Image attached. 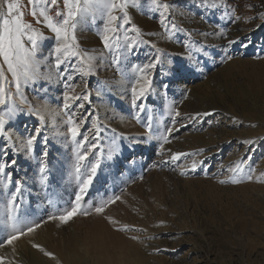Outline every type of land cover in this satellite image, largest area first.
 <instances>
[{
	"label": "rangeland",
	"instance_id": "374dc122",
	"mask_svg": "<svg viewBox=\"0 0 264 264\" xmlns=\"http://www.w3.org/2000/svg\"><path fill=\"white\" fill-rule=\"evenodd\" d=\"M22 2L26 4L27 0ZM169 2L181 11L190 9L195 13L194 18L188 19L175 12L173 15L178 26L191 31V51L206 47V54L195 53L188 59L185 44L190 41L184 33L177 30L170 39L164 38L158 5L151 0H136V6H130L128 13L131 22L140 26L141 33L128 35L144 41L137 47V54L128 55L118 67L106 66L83 78L74 74L71 83L79 85L74 94H82L86 84L91 95L90 103L70 101V111L75 113L74 118L93 113L91 119L101 126L98 154L114 149L112 160L102 158L97 175L81 201V212L103 200L115 196L120 199L109 205L103 215L78 214L66 224L49 217L69 209L78 191L74 173L76 145L60 135L66 132L62 94L67 89L49 56L55 40L46 27L34 24L49 37L38 50V58L42 61L40 72L50 74L51 79L42 78L25 86L24 94L33 106L46 101L49 109L59 112L56 116L59 134L42 128V135L48 137L49 151L45 184L39 183L35 161L25 159L23 154L15 157L17 166L6 170L12 173L6 188L4 176L0 175V192L2 188L7 201L15 182L24 181L17 201L19 207L13 209L5 203V220L9 224L0 229V240L25 225L38 223V229L50 228L39 238L46 240V252L53 253L52 258L58 257L57 250L62 248L67 256L73 253L70 261L79 254L81 264H264V19L259 16L264 13V0H226L227 4L238 6V15L255 17L236 24L219 19L218 11L212 12L205 22L201 15L206 10L198 7L200 0ZM247 5L252 7L249 9ZM25 19L34 22L31 15L26 14ZM102 26L103 22L97 20L77 30L81 48L102 50L99 35ZM217 26L227 28L226 37L204 39L199 35ZM120 31L124 33L123 28ZM234 33L237 35L232 36ZM237 38V43L226 47L228 39ZM149 42L160 50L161 63L149 73L153 88L145 101L146 112L136 113L130 107L128 95L134 73L132 65H143L156 55ZM226 55L232 59L226 60ZM73 66L79 71L81 62L75 60ZM166 72L170 74L165 76ZM162 83L169 84L167 92L161 89ZM118 85L123 89L113 96L109 89L113 91ZM42 88L47 90V96L37 94ZM98 92L105 104L94 96ZM81 102L86 106L78 110L76 105ZM174 109L179 110L180 117H174ZM207 109L209 115H201L199 121L188 118ZM147 116L153 117L152 139L144 135ZM49 118L45 115L46 121ZM173 118L176 130L161 149L160 137L167 135L165 129L171 126ZM17 123L11 127L21 135L23 124L30 129L38 125L31 116L28 120L21 117ZM89 126L90 121L82 132ZM129 126L132 127L127 131ZM109 128L114 131H108ZM195 136L198 139L193 141L191 138ZM110 137H114L115 144ZM134 141L138 143L130 149ZM36 146L38 156L41 145ZM208 150H217L213 159L206 156ZM180 152L192 155L179 161L170 160L172 154ZM235 160L247 168L232 171ZM193 161H202L195 171L190 170ZM223 162L227 165L222 166ZM219 168L221 172L217 174ZM249 175L251 179L247 178ZM14 211L20 216L19 223ZM108 217L119 223L112 224ZM125 225L129 230H117ZM6 247L13 248L5 244L0 249Z\"/></svg>",
	"mask_w": 264,
	"mask_h": 264
},
{
	"label": "snow or ice",
	"instance_id": "6c2138e0",
	"mask_svg": "<svg viewBox=\"0 0 264 264\" xmlns=\"http://www.w3.org/2000/svg\"><path fill=\"white\" fill-rule=\"evenodd\" d=\"M151 3L158 5L157 16L162 26L161 31L164 38L170 39L172 35H176L178 30L183 32L190 41L189 44H185V48L189 49L188 59H191L195 53L206 54V47H197L195 53L191 51L192 33L178 26L175 15H173V12H175L188 19L194 18L195 13L190 9L181 11L177 5L170 3L169 0H151ZM130 6H136V0H27L26 4L22 0H0V141H2L0 143V175L4 176L5 187H7L8 183H11L12 176V173L6 170L17 166L15 157L20 154H23L27 160L35 161L39 183L43 185L48 179V137L42 135L41 125L44 124L45 115L54 118L59 113L56 110L49 109L46 101L43 104L33 106L24 94L25 86L31 85L42 78L45 80L51 79L50 74H42L40 72L42 61L38 58V50L49 37L35 27L34 24H42L52 34L51 38L55 40V44L51 48L49 56L54 60L52 66L57 70L58 77L63 82L65 89H67L62 94V111L66 114V119L63 123L66 132L60 135L70 139L76 145L74 173L78 181V191L74 195L72 206L58 216H50L49 219L51 220L58 219L61 223L66 224L78 214L91 215L95 213L103 215L109 205L120 199L119 196H115L81 212V201L97 175L102 158L112 160L114 149L103 155L98 154L101 149V126L96 119H91L93 113L88 112L80 118H74L75 113L70 111L72 108L70 101L90 103L91 93L87 92V85L85 84L82 94L75 95V90L79 85L73 84L71 81L74 79V74L83 78L89 74H95L96 70H103L106 66L115 65L118 67L128 55L137 54V47L144 41L131 38L128 35L129 32L136 34V36L141 33V29L131 22V17L128 13ZM198 7L206 10L201 15V19L205 22H207L212 12L217 11L220 13L219 19H226L229 24L255 19V17L238 15V6L236 4H227L226 0H200ZM247 7L250 9L252 5H247ZM117 13H121V15ZM26 14L31 15L34 22L26 20ZM259 16L264 19V13H260ZM97 20L103 22L102 31L99 33L102 50L81 48L76 34L77 30H83ZM121 28L124 29L123 34L120 31ZM226 32L227 28L217 26L210 30H203L199 35L204 39L216 35L224 38L226 37ZM238 39H228L226 47L230 48L237 43ZM197 43H202V41ZM149 46L154 49L156 55L149 57L148 61L143 65H132L134 73L130 81L128 95L130 107L136 113L146 112L145 101L153 88L152 78L149 73L161 63L160 50L156 49L155 44L151 42H149ZM241 46L246 47L243 44ZM231 59V55H226V60ZM75 60L81 62L79 71L73 66ZM169 64L171 68L173 65H171V62ZM62 65L64 66L63 71H60ZM169 74L170 72L164 73L165 76ZM104 83L101 82V84ZM168 88V83L161 84V89L164 92H167ZM40 93L47 96L46 89H40L37 94L39 95ZM99 94L98 92L97 95ZM83 102L76 105L78 110L84 108ZM173 111L174 117H180L181 113L178 109ZM21 115L25 117L33 116L38 120V125L32 129L27 124H23V135L11 127ZM201 115L207 116L209 113H194L188 118L195 122ZM152 120V116H147L145 120L146 131L144 135L148 139L153 138ZM89 121L90 126L82 132V128ZM175 124L176 119L173 118L171 126L165 129L167 135L160 137L161 149H163L165 143L169 142L168 136L176 130ZM108 131L114 130L109 128ZM38 139L41 151L37 156L35 155V146ZM109 139L115 144L114 137ZM136 143L138 141H134L133 144L129 145V148H134ZM90 155L92 156L91 160H89ZM186 155L192 154L174 153L170 156V160L179 161ZM199 163H202V161H193L190 170L195 171ZM232 171H241L240 166L237 165ZM247 178L251 179L252 177L249 175ZM232 182L238 183L239 181L233 180ZM23 183L24 181H16L14 190L9 193L7 203L13 206V209L19 207L17 201ZM108 219L114 225L119 223L112 217H108ZM39 227L40 224L38 223L25 225L22 229L16 230L14 234L0 240V247L5 244L13 245L21 237L35 233ZM117 230H129V226L125 225L123 229ZM33 247L42 252L44 251L39 243H34ZM14 251L15 249L13 248ZM45 255L52 256L53 253L45 252ZM0 264H11V261L7 256H0Z\"/></svg>",
	"mask_w": 264,
	"mask_h": 264
},
{
	"label": "bare ground",
	"instance_id": "6f19581e",
	"mask_svg": "<svg viewBox=\"0 0 264 264\" xmlns=\"http://www.w3.org/2000/svg\"><path fill=\"white\" fill-rule=\"evenodd\" d=\"M135 18V17H134ZM140 27V26H139ZM237 34L236 33H234V34H232V36H236ZM234 38V37H233ZM121 89H123V86L122 85H118V87H117V89H115V90H113V91H111L110 89H109V92L113 95V96H116L115 95V92H117V93H119V92H121L120 90ZM123 92V91H122ZM49 95H51L50 93H48ZM94 96H96V99H98V101L100 102V103H102V104H105L104 103V100H102L103 99V96L102 95H94ZM117 97H119V96H117ZM122 98V100L123 99H125L126 97H121ZM121 98H120V100H121ZM119 102V101H118ZM38 103V102H37ZM86 106V105H85ZM84 106V107H85ZM95 105H94V102H93V107H94ZM49 107V106H48ZM94 109V108H93ZM102 109H106L105 107H103ZM101 109V110H102ZM53 110H56L55 108L53 109ZM89 111H91V108L90 109H88ZM57 111V110H56ZM208 112L209 113V111H208V109L207 110H204V113L205 112ZM59 113V112H58ZM102 113H104V111L102 110ZM210 113H211V111H210ZM57 116V115H56ZM56 116L53 118V117H51L50 116V118H49V120L48 121H44V124L43 125H41V127L43 128V129H49V130H51V132L53 131L54 133H56L57 135L59 134V128H58V126H57V124H58V122L56 121L57 119H56ZM21 117H24V118H27V120H28V118L30 117H25V116H20L18 119H17V121H16V123L17 122H20V119H21ZM32 118H34V119H36L37 120V118L36 117H33V116H31ZM47 117V116H46ZM199 120H200V118H199ZM198 120V121H199ZM38 121V120H37ZM17 125H18V123H17ZM131 127L132 126H129L128 127V129H127V131L128 130H130L131 129ZM194 136V135H193ZM192 137V136H191ZM193 141H195L196 139H198L197 138V136H195V137H193V138H191ZM190 138H189V140H191ZM187 142V141H186ZM189 143H190V141H189ZM196 143V142H195ZM194 143V144H195ZM188 144V143H187ZM193 143H191V145H194ZM37 148H40V144H37V146H36ZM186 149V148H185ZM176 150V149H175ZM174 152V151H173ZM216 152H217V150H211L210 152H209V150H208V153L206 154V156H208L209 158H211V159H213L214 158V155H216ZM215 160V159H214ZM55 161V160H54ZM236 161V165H235V167L237 166V165H239L240 166V168L242 169V168H247L246 166H244L243 164H240V163H237V160H235ZM239 162V161H238ZM224 163V165H222V166H226L227 164L225 163V162H223ZM227 163H229V162H227ZM222 164V163H221ZM221 164H219V165H221ZM226 164V165H225ZM231 166V165H230ZM243 171V170H242ZM221 172V168H219L218 169V171H217V174H219ZM240 173V172H239ZM5 187V186H4ZM6 188V187H5ZM7 190V189H6ZM2 188H1V192H0V194L2 193ZM4 194L2 193L1 195H0V223H2V225H0V229H2V227L4 226V224L5 225H8L9 223H7L6 222V220H5V208H4V206H5V203H6V201H7V198H6V196H3ZM23 195V194H22ZM9 198V197H8ZM34 205V204H33ZM20 209V208H19ZM17 211V210H16ZM16 211H14V213L16 214V216H17V223H19L20 221V216L18 215V212H16ZM8 221V220H7ZM23 223V222H22ZM24 224V223H23ZM19 225V224H18ZM17 226V225H16ZM9 227V226H8ZM50 227V226H49ZM47 229H50V228H47ZM46 229V230H47ZM45 230V231H46ZM45 231L43 230V228H40V229H38V230H36V232L35 233H33V234H30V235H25V236H23V237H21L18 241H15L14 243H13V245H10V246H13V248L15 249V251L13 252V248H11V250H10V248H1L0 249V256H7L8 257V259L11 261V264H70L73 260H76V261H74V262H72V264H81L82 263V261H81V256L78 254L77 256H75L74 258H73V260H69L72 256H73V253H69V255L67 256V255H65V252L63 251L62 252V250H60V249H62V248H59V250H57L58 251V257H55V259L54 258H52L51 256H47V255H45V252H46V244H47V242H46V240H44V239H42V238H39L41 235L42 236H45L46 234H44L45 233ZM3 232V231H2ZM5 233V232H4ZM46 233H48V232H46ZM7 234V233H6ZM6 236V235H5ZM34 243H39L42 247H43V249H44V251L42 252V251H40L39 249H37V248H35V247H33V244ZM53 246V245H52ZM54 246H56V245H54ZM9 247V246H8ZM57 247V246H56ZM56 247H55V249H56ZM58 248V247H57ZM48 250H50V249H48ZM56 251V250H55ZM88 253L90 252V247H87V250H86ZM67 252V251H66ZM123 264V263H122ZM127 264V263H126Z\"/></svg>",
	"mask_w": 264,
	"mask_h": 264
}]
</instances>
